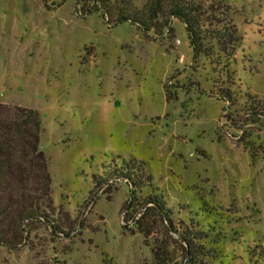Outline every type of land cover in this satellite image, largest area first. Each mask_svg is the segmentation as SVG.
Masks as SVG:
<instances>
[{"label":"rangeland","instance_id":"rangeland-1","mask_svg":"<svg viewBox=\"0 0 264 264\" xmlns=\"http://www.w3.org/2000/svg\"><path fill=\"white\" fill-rule=\"evenodd\" d=\"M156 1L0 0V103L40 111L53 199L0 264H184L153 195L200 262L264 264V0H189L198 53L171 0L138 25Z\"/></svg>","mask_w":264,"mask_h":264},{"label":"trees","instance_id":"trees-1","mask_svg":"<svg viewBox=\"0 0 264 264\" xmlns=\"http://www.w3.org/2000/svg\"><path fill=\"white\" fill-rule=\"evenodd\" d=\"M198 5V2L195 4L189 0H171L169 3V15L186 24L197 53L201 50L200 38H204L203 25H199L195 15L200 12ZM163 6L162 0L150 3L149 15L136 17L138 25L146 30L154 27L150 22L165 10ZM128 15L121 16L120 20H128ZM42 131L43 119L39 110L0 103V243L8 246H18L23 232L28 231L27 223L50 217L45 209L53 206L52 176L49 158L40 149ZM124 177L131 179L132 186L141 183V179L133 181ZM147 202L152 204L148 208L158 210L169 222L170 231L179 236L186 251L184 264H206L200 262V258L212 251L198 241L207 239L209 234L197 228L195 222L191 227L187 224L183 229L173 228L172 209L158 195L149 197Z\"/></svg>","mask_w":264,"mask_h":264}]
</instances>
